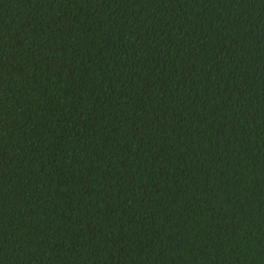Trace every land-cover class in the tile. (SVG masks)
<instances>
[{
	"label": "trees",
	"instance_id": "trees-1",
	"mask_svg": "<svg viewBox=\"0 0 264 264\" xmlns=\"http://www.w3.org/2000/svg\"><path fill=\"white\" fill-rule=\"evenodd\" d=\"M0 264H264V0H0Z\"/></svg>",
	"mask_w": 264,
	"mask_h": 264
}]
</instances>
